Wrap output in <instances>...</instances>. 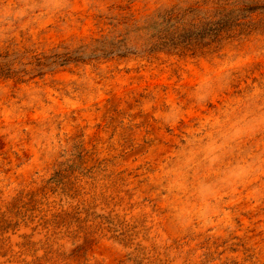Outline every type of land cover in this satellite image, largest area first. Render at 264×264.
<instances>
[{
	"label": "rangeland",
	"instance_id": "obj_1",
	"mask_svg": "<svg viewBox=\"0 0 264 264\" xmlns=\"http://www.w3.org/2000/svg\"><path fill=\"white\" fill-rule=\"evenodd\" d=\"M240 1L0 0V264H264V0L208 46L132 32Z\"/></svg>",
	"mask_w": 264,
	"mask_h": 264
},
{
	"label": "trees",
	"instance_id": "obj_2",
	"mask_svg": "<svg viewBox=\"0 0 264 264\" xmlns=\"http://www.w3.org/2000/svg\"><path fill=\"white\" fill-rule=\"evenodd\" d=\"M247 0L237 3V8L227 12L217 10L214 15L203 13L200 7H172L159 10L140 27L132 32H140L145 40V51L156 52L179 48H192L213 44L219 36L228 28L222 21H232L233 17H241L255 12L258 6H252ZM202 16V17H201ZM201 17V21L198 19ZM237 20V19H235ZM119 35L103 37L96 40L93 47L85 46L80 51L71 53H55L49 57V64L62 65L71 62H80L86 56L89 58L124 56L129 53L126 39ZM89 50V51H88ZM40 64V60L38 59ZM7 65H0V76L7 75ZM5 68L7 69L5 71Z\"/></svg>",
	"mask_w": 264,
	"mask_h": 264
}]
</instances>
